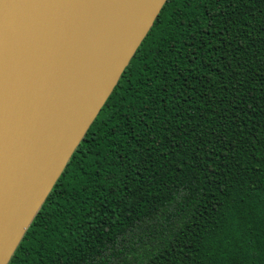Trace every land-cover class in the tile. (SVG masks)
<instances>
[{"label":"trees","instance_id":"obj_1","mask_svg":"<svg viewBox=\"0 0 264 264\" xmlns=\"http://www.w3.org/2000/svg\"><path fill=\"white\" fill-rule=\"evenodd\" d=\"M7 264H264V0H167Z\"/></svg>","mask_w":264,"mask_h":264},{"label":"water","instance_id":"obj_2","mask_svg":"<svg viewBox=\"0 0 264 264\" xmlns=\"http://www.w3.org/2000/svg\"><path fill=\"white\" fill-rule=\"evenodd\" d=\"M166 2L0 0V264Z\"/></svg>","mask_w":264,"mask_h":264},{"label":"bare ground","instance_id":"obj_3","mask_svg":"<svg viewBox=\"0 0 264 264\" xmlns=\"http://www.w3.org/2000/svg\"><path fill=\"white\" fill-rule=\"evenodd\" d=\"M115 1L116 4L120 6L122 5L126 8V10L123 13L117 15L119 18V23L117 24V26H121L122 24H124V22H126L130 18L139 0H115Z\"/></svg>","mask_w":264,"mask_h":264}]
</instances>
